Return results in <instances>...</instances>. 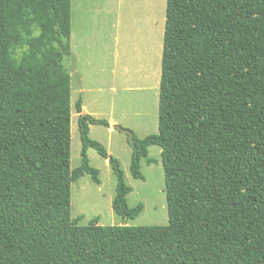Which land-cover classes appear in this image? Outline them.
I'll list each match as a JSON object with an SVG mask.
<instances>
[{
	"label": "trees",
	"instance_id": "obj_1",
	"mask_svg": "<svg viewBox=\"0 0 264 264\" xmlns=\"http://www.w3.org/2000/svg\"><path fill=\"white\" fill-rule=\"evenodd\" d=\"M72 0H0V264H264V0H167L159 132L135 134L130 171L161 147L169 223L128 225L144 203L80 114L71 167ZM76 110H83L82 98ZM94 148L117 177L122 225L72 218Z\"/></svg>",
	"mask_w": 264,
	"mask_h": 264
},
{
	"label": "rangeland",
	"instance_id": "obj_2",
	"mask_svg": "<svg viewBox=\"0 0 264 264\" xmlns=\"http://www.w3.org/2000/svg\"><path fill=\"white\" fill-rule=\"evenodd\" d=\"M166 7L167 0H72V49L63 61L71 74V167L81 164V113L76 102L82 98L88 114L110 122V129L91 124L90 137L120 161L125 182L132 188L128 205L144 203L142 212L127 221L132 226L169 223L161 147H149L154 162L142 159L145 179H137L130 171L133 148L128 135L114 127L130 129L141 139L159 132ZM88 156L100 171L101 183L86 173L72 184V218H79L81 225L95 218L101 225L124 224L112 206L118 180L109 159L94 148Z\"/></svg>",
	"mask_w": 264,
	"mask_h": 264
},
{
	"label": "water",
	"instance_id": "obj_3",
	"mask_svg": "<svg viewBox=\"0 0 264 264\" xmlns=\"http://www.w3.org/2000/svg\"><path fill=\"white\" fill-rule=\"evenodd\" d=\"M81 114L82 115H86L87 114V111L83 109L82 112H81ZM114 127L116 129H118V130L126 133L128 135V138H129V141H130L131 144H134L135 143V141H136V139H135V133L132 130L127 129V128H124V127H122L120 125H116V124H114Z\"/></svg>",
	"mask_w": 264,
	"mask_h": 264
},
{
	"label": "crops",
	"instance_id": "obj_4",
	"mask_svg": "<svg viewBox=\"0 0 264 264\" xmlns=\"http://www.w3.org/2000/svg\"><path fill=\"white\" fill-rule=\"evenodd\" d=\"M71 36H72V34H71ZM85 107V106H84ZM109 128V127H108ZM110 129V128H109ZM110 153V152H109Z\"/></svg>",
	"mask_w": 264,
	"mask_h": 264
}]
</instances>
